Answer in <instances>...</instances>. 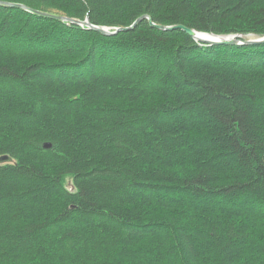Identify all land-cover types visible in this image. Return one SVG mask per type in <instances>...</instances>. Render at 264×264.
I'll list each match as a JSON object with an SVG mask.
<instances>
[{
  "label": "trees",
  "instance_id": "obj_1",
  "mask_svg": "<svg viewBox=\"0 0 264 264\" xmlns=\"http://www.w3.org/2000/svg\"><path fill=\"white\" fill-rule=\"evenodd\" d=\"M5 1L264 34V0ZM5 154L0 264H264V43L0 5Z\"/></svg>",
  "mask_w": 264,
  "mask_h": 264
},
{
  "label": "water",
  "instance_id": "obj_2",
  "mask_svg": "<svg viewBox=\"0 0 264 264\" xmlns=\"http://www.w3.org/2000/svg\"><path fill=\"white\" fill-rule=\"evenodd\" d=\"M0 5L3 6H9V7H17V8H22L27 11L36 13L38 15H42L45 17H50V18H55L63 21H70L74 23H79L82 25H87L90 28H93L95 30H98L104 34H116L119 31H127L135 28L142 20L148 19L149 23L152 26H155L160 29L164 30H173V29H183L185 30L189 35H191L195 40L204 42L209 45H220V44H228V45H234V44H258V43H264V34L262 35H256L252 33H231V34H218L214 32H205V31H200L191 27H188L184 24H174V25H164V24H159L154 22L153 18L148 15L144 14L137 18L131 25L129 26H120L116 27L114 30L112 29L113 27L107 26V25H96L93 24L90 21L89 16L85 20H80L76 19L70 16H67L64 13L61 12H55V11H44L40 9L33 8L31 6H28L24 3H16V2H10V1H5V0H0ZM199 33H205L214 36V38L211 39H203L199 36ZM50 142H45L44 147L45 148H50L51 147ZM13 157L10 156L9 154H5L0 156V164L2 163H8L12 162Z\"/></svg>",
  "mask_w": 264,
  "mask_h": 264
},
{
  "label": "bare ground",
  "instance_id": "obj_3",
  "mask_svg": "<svg viewBox=\"0 0 264 264\" xmlns=\"http://www.w3.org/2000/svg\"><path fill=\"white\" fill-rule=\"evenodd\" d=\"M199 36L203 39H211L214 38V36L209 35V34H205V33H199Z\"/></svg>",
  "mask_w": 264,
  "mask_h": 264
}]
</instances>
